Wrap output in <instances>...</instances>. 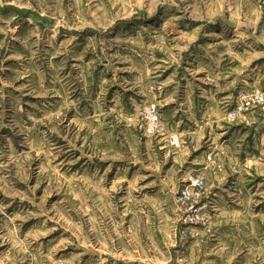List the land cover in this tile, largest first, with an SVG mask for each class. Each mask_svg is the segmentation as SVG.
Masks as SVG:
<instances>
[{
	"label": "rangeland",
	"instance_id": "rangeland-1",
	"mask_svg": "<svg viewBox=\"0 0 264 264\" xmlns=\"http://www.w3.org/2000/svg\"><path fill=\"white\" fill-rule=\"evenodd\" d=\"M227 96L261 103L226 120L264 143V0H0V264H209L225 204L171 158L206 150ZM256 156L229 209L264 241Z\"/></svg>",
	"mask_w": 264,
	"mask_h": 264
},
{
	"label": "crops",
	"instance_id": "crops-1",
	"mask_svg": "<svg viewBox=\"0 0 264 264\" xmlns=\"http://www.w3.org/2000/svg\"><path fill=\"white\" fill-rule=\"evenodd\" d=\"M6 4V6L12 7L10 4ZM29 4L24 5L25 8L16 9L15 11L20 16L26 15L36 20L37 17L31 12L32 7ZM232 98L227 96L222 103L224 111L220 112L224 119L221 121L219 133L214 136L211 132L205 133L201 137L202 141L205 140L206 146L211 143L209 145L211 149L209 150V146H207L206 150L202 151L201 141L199 137H196V148L192 147L194 151L187 148L181 150L177 156L171 158L173 161L171 167H176L174 165L182 162V157L186 158L189 169L194 166L196 170H200L201 175L206 177L211 192H214L218 207L220 202L225 204L221 209L218 208L215 215L218 224L216 228L217 237L214 242H217V244L211 246L210 258L208 257L209 264H264V241H261L259 233L262 213L238 212L233 210L235 207L232 210L229 209L231 206L229 204L242 206L246 201H254L255 197L251 194V191L255 188V184L244 182L242 174L247 173L251 176V173L259 170L256 155L264 151V143H262L260 133L257 132L258 129L252 132L251 129L247 130L248 124L246 121H239L234 125H230V122L226 120L228 111L233 106L234 101ZM189 121L191 124L201 123L195 116ZM166 149H168L166 146L161 148V150ZM201 151L202 153L198 155ZM208 151L213 152L217 160L224 163V173L222 175H219L216 168L206 161L197 163L199 159H204ZM194 155L195 159L192 161L191 158ZM250 161H252V165L249 164ZM176 168L178 169V166ZM232 178L233 180L230 181ZM249 181L251 182V180ZM167 185L175 186L171 180ZM245 231H247L246 241L245 239L241 241L235 239V237H243ZM239 244L241 247L238 250ZM218 259L220 263H217Z\"/></svg>",
	"mask_w": 264,
	"mask_h": 264
},
{
	"label": "built area",
	"instance_id": "built-area-1",
	"mask_svg": "<svg viewBox=\"0 0 264 264\" xmlns=\"http://www.w3.org/2000/svg\"><path fill=\"white\" fill-rule=\"evenodd\" d=\"M261 103H258L257 100L249 98V99H244L241 102V107L233 110L229 115H228V120L229 121H234L237 117V115L239 114V112L241 111H246V110H250V109H254L257 108L258 106H260ZM196 185H201L202 183H200L199 181L195 182ZM194 186V185H193Z\"/></svg>",
	"mask_w": 264,
	"mask_h": 264
}]
</instances>
